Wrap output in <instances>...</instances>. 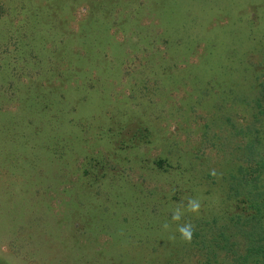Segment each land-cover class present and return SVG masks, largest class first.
Instances as JSON below:
<instances>
[{"label": "rangeland", "instance_id": "1", "mask_svg": "<svg viewBox=\"0 0 264 264\" xmlns=\"http://www.w3.org/2000/svg\"><path fill=\"white\" fill-rule=\"evenodd\" d=\"M258 106L264 0H0V264H232Z\"/></svg>", "mask_w": 264, "mask_h": 264}, {"label": "trees", "instance_id": "2", "mask_svg": "<svg viewBox=\"0 0 264 264\" xmlns=\"http://www.w3.org/2000/svg\"><path fill=\"white\" fill-rule=\"evenodd\" d=\"M258 109H259V111L257 110V112L264 117V109H261L259 106H258ZM181 125L182 124H180V126ZM246 126L247 125L236 124V128L234 129L235 135H236V130H237L238 131L237 136L242 137L240 135L242 133L241 131L248 129V127H249V126H247V127ZM259 128H261V126L258 127L257 130L254 129L255 134H256L255 139H254V144L256 146L260 147L263 143V136L262 135L264 134V128H262L261 130H259ZM157 132L159 135H160V132L163 133L164 135L167 134L168 136H172V137H173V135H176V134H174V132H171V131L169 133H166L165 131L158 130ZM261 133H263V134H261ZM245 141H246V139H245ZM242 142H243V146L241 145L239 148L235 149L233 152L231 151V154H234L233 160H236L237 157H239L243 154L245 156V154H246V156L248 158H245L244 161H243V159H240V161L244 162L245 165H251L252 167L254 165V168H250L251 171H250L249 176H252L255 174L256 178H254V180H255V182H259L258 180L261 181V176H264V162L263 161L259 162V161L253 160V159H256L255 158L256 155L254 154V148L251 147L253 144H250L247 141H246V143H244V141H242ZM237 151H240V152H237ZM249 161H250V163H247ZM245 176H247V175H245ZM247 184H245V185H247ZM231 192L232 191H230L229 193H231ZM234 195H236V194L234 193ZM229 198L232 199V196L230 195ZM257 201L260 202V204H262V205H260V206L254 205L253 207H250V210L255 209V212H256V215L253 217V220L256 218H260V219L256 222L254 227H251V231L247 234V237H250L252 239L254 238V240L247 241V246H246V250H245L246 252H245L244 256L241 255V256H238V258L236 257L237 258L236 260L235 259L232 260V264H249V262L252 260H255L253 262L254 264H264V192L263 191H261V194H259ZM234 218H236V220H237L236 225H238L242 219L244 220V222H246V219H244V217L242 215H236ZM220 236L222 237L223 240H226V241L228 240L226 238L227 236L225 234L220 235ZM224 236H226V237H224ZM224 243H225V241H224ZM235 256H237V255L234 254V257Z\"/></svg>", "mask_w": 264, "mask_h": 264}, {"label": "clouds", "instance_id": "3", "mask_svg": "<svg viewBox=\"0 0 264 264\" xmlns=\"http://www.w3.org/2000/svg\"><path fill=\"white\" fill-rule=\"evenodd\" d=\"M198 207V205L196 204H193L192 205V208L193 210H195V208ZM173 219H179V215H174ZM180 232L182 233V235L185 237V238H190L191 236V231H190V228L189 227H183L180 229Z\"/></svg>", "mask_w": 264, "mask_h": 264}]
</instances>
